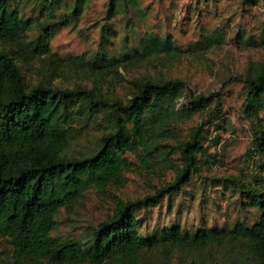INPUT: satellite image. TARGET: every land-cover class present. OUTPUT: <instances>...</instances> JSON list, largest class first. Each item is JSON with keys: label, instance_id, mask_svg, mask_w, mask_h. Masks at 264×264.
<instances>
[{"label": "trees", "instance_id": "trees-1", "mask_svg": "<svg viewBox=\"0 0 264 264\" xmlns=\"http://www.w3.org/2000/svg\"><path fill=\"white\" fill-rule=\"evenodd\" d=\"M90 1L0 0V239L12 246L0 264H264V67L239 79L253 179L223 181L244 211L256 212L254 222L194 232L173 224L143 235L137 213L159 207L200 174L205 128L218 120L224 102L219 92L193 95L181 80L144 76L130 83L124 99L115 96L120 70L172 64L188 52L169 36L145 33L137 46L114 53L103 26L92 55L51 53L55 35L75 25ZM30 2L32 18L25 14ZM129 13L144 18L139 0H107V20ZM222 43L216 31L195 46ZM207 109L183 139L181 125ZM133 166L169 170L173 178L143 198L116 199L113 214L84 240L52 234L61 209L88 190L123 187Z\"/></svg>", "mask_w": 264, "mask_h": 264}, {"label": "rangeland", "instance_id": "rangeland-1", "mask_svg": "<svg viewBox=\"0 0 264 264\" xmlns=\"http://www.w3.org/2000/svg\"><path fill=\"white\" fill-rule=\"evenodd\" d=\"M139 1L144 18L129 13L107 20V0H91L75 25L55 35L50 51L62 58H86L98 49L103 26L104 34L111 39L108 49L114 53L124 46L127 49L132 44L137 46L145 33L169 36L176 46L188 52L172 64L153 61L134 71L120 70L122 79L113 90L115 96L124 99L131 91L130 83L143 76L181 80L193 95L221 93L222 112L218 120L206 126L202 139L200 174L193 176L181 193L164 199L159 207L137 213L141 234L173 224L191 232L212 226L231 228L237 221L252 224L256 212L251 208L244 211L237 194H232L223 181L252 180L254 176L250 160L251 124L244 115L245 94L239 79L264 67V45L260 42L264 0ZM31 3L25 8L29 18L35 17ZM216 31L223 36L221 46L211 49L195 46ZM185 103V98H180L179 106ZM207 111H199L181 125L182 138L187 139L204 121ZM130 160L136 163L134 157ZM124 177L123 187L110 186L104 194L88 190L72 207L61 209L52 234L61 240H84L98 223L113 214L116 199L136 200L150 195L172 180L173 173L141 172L133 166ZM11 254L9 241L0 239V256L9 258Z\"/></svg>", "mask_w": 264, "mask_h": 264}]
</instances>
